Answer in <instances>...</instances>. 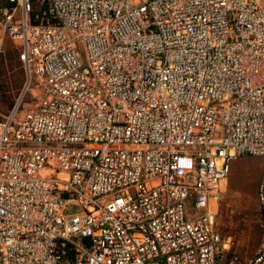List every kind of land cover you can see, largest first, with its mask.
Returning a JSON list of instances; mask_svg holds the SVG:
<instances>
[{"label": "built area", "instance_id": "2783aa9c", "mask_svg": "<svg viewBox=\"0 0 264 264\" xmlns=\"http://www.w3.org/2000/svg\"><path fill=\"white\" fill-rule=\"evenodd\" d=\"M37 2L0 3L27 77L0 120V264H222L220 185L264 158V0Z\"/></svg>", "mask_w": 264, "mask_h": 264}, {"label": "rangeland", "instance_id": "374dc122", "mask_svg": "<svg viewBox=\"0 0 264 264\" xmlns=\"http://www.w3.org/2000/svg\"><path fill=\"white\" fill-rule=\"evenodd\" d=\"M5 1L0 0V3ZM35 4L39 6L37 0ZM26 80L17 45L6 38L0 53V120L13 108ZM38 92L34 89L26 94L20 114L34 105L32 96ZM263 165L264 158L261 156L238 157L220 185L217 229L227 242L222 264H231L234 257H237L239 264H245L264 244V213L258 197Z\"/></svg>", "mask_w": 264, "mask_h": 264}, {"label": "trees", "instance_id": "16d2710c", "mask_svg": "<svg viewBox=\"0 0 264 264\" xmlns=\"http://www.w3.org/2000/svg\"><path fill=\"white\" fill-rule=\"evenodd\" d=\"M35 1H36V0H34V8L37 9L38 7H37V4H35ZM18 58H19V51H18ZM19 60H20V59H19ZM15 102H16V101H15ZM14 104H15V103H14Z\"/></svg>", "mask_w": 264, "mask_h": 264}, {"label": "water", "instance_id": "95a60500", "mask_svg": "<svg viewBox=\"0 0 264 264\" xmlns=\"http://www.w3.org/2000/svg\"><path fill=\"white\" fill-rule=\"evenodd\" d=\"M87 241H89L90 239L89 238H86Z\"/></svg>", "mask_w": 264, "mask_h": 264}]
</instances>
